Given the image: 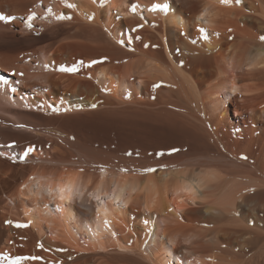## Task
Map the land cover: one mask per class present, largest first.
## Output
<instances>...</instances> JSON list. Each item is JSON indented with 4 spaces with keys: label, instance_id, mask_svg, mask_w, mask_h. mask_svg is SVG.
<instances>
[{
    "label": "bare ground",
    "instance_id": "obj_1",
    "mask_svg": "<svg viewBox=\"0 0 264 264\" xmlns=\"http://www.w3.org/2000/svg\"><path fill=\"white\" fill-rule=\"evenodd\" d=\"M0 12V264H264V0Z\"/></svg>",
    "mask_w": 264,
    "mask_h": 264
},
{
    "label": "snow or ice",
    "instance_id": "obj_2",
    "mask_svg": "<svg viewBox=\"0 0 264 264\" xmlns=\"http://www.w3.org/2000/svg\"><path fill=\"white\" fill-rule=\"evenodd\" d=\"M233 2V0H221V3H224V4H231ZM234 2L239 5L242 0H234ZM69 7H75V5H69ZM136 5H132V11L135 12L136 10ZM163 10V11H167V5H162V4H159V3H154L151 5L150 7V11H153L155 12L156 10ZM49 11H51V9H49ZM35 16V13H31L28 17V27H31V20L34 18ZM59 19H65V18H70V17H64V16H60L58 17ZM16 17L15 16H8V15H5L4 13L0 12V21H4V22H9V21H12V20H15ZM201 34L204 35V38L207 39V34L205 33V30L204 29H201ZM260 40L261 41H264V35L260 36ZM195 42V41H193ZM121 43H123V41H121ZM97 61H92L91 63H96ZM81 64L83 63L82 61L80 62ZM61 71H67V72H75L77 70V67L74 65L73 67L71 68H61L60 69ZM93 107H95V105H93ZM34 151V148L33 147H28L25 152H24V156H27L28 153ZM172 151H177L176 149H173ZM21 159H23V157H21ZM81 171H83L81 169ZM122 171H126V169H122ZM145 171H155V169H145ZM58 191H59V196H60V199L61 200H71L72 197H73V192H74V185H73V182H69L67 184H65L64 186H61L58 188ZM51 194V192H50ZM97 200H100V197L97 196L96 197ZM116 199V203L119 204V199L118 198H115ZM8 223H12L11 221H8ZM107 223V221H106ZM147 223V222H146ZM22 225H17V227H20ZM42 246V245H40ZM22 259V258H17L16 261H13V264H19V260ZM35 259H39L38 257H36Z\"/></svg>",
    "mask_w": 264,
    "mask_h": 264
},
{
    "label": "rangeland",
    "instance_id": "obj_3",
    "mask_svg": "<svg viewBox=\"0 0 264 264\" xmlns=\"http://www.w3.org/2000/svg\"><path fill=\"white\" fill-rule=\"evenodd\" d=\"M263 103V102H262ZM234 108V106H231V110H230V116L232 117V118H236L238 115L236 114V112H235V110L233 109ZM250 114V113H249ZM125 156H128V154L126 155V154H124ZM117 156H119V155H117Z\"/></svg>",
    "mask_w": 264,
    "mask_h": 264
}]
</instances>
